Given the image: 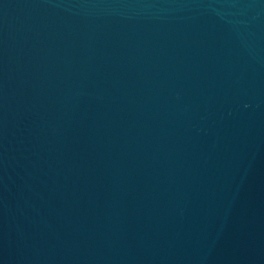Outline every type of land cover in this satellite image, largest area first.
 <instances>
[{"label":"water","instance_id":"obj_1","mask_svg":"<svg viewBox=\"0 0 264 264\" xmlns=\"http://www.w3.org/2000/svg\"><path fill=\"white\" fill-rule=\"evenodd\" d=\"M0 264H264V0H0Z\"/></svg>","mask_w":264,"mask_h":264}]
</instances>
